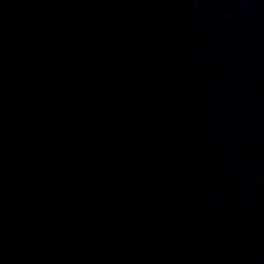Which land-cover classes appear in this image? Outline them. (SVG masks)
Segmentation results:
<instances>
[{"label": "water", "instance_id": "obj_1", "mask_svg": "<svg viewBox=\"0 0 264 264\" xmlns=\"http://www.w3.org/2000/svg\"><path fill=\"white\" fill-rule=\"evenodd\" d=\"M0 264H264V0H0Z\"/></svg>", "mask_w": 264, "mask_h": 264}]
</instances>
